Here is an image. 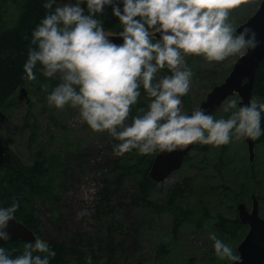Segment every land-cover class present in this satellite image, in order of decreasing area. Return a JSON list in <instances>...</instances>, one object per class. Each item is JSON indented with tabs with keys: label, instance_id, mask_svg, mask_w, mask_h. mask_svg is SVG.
I'll list each match as a JSON object with an SVG mask.
<instances>
[{
	"label": "clouds",
	"instance_id": "clouds-1",
	"mask_svg": "<svg viewBox=\"0 0 264 264\" xmlns=\"http://www.w3.org/2000/svg\"><path fill=\"white\" fill-rule=\"evenodd\" d=\"M245 2L250 0H45L43 7L50 11L31 33L24 78L35 81L39 66L45 78L58 79L47 96L49 105L78 109L80 121L92 132H107L118 142L113 149L117 157L133 150L148 156L192 144L219 147L233 138L259 139L264 103L255 99L240 105L231 100L225 108L230 114L218 119L202 109L187 115L181 107L193 76L186 57L219 63L258 46L255 32H238L229 19ZM106 7L119 21L121 44L96 18ZM165 70L170 74L160 75ZM141 90L149 102L129 122ZM19 206L17 200L0 207V241L10 239L8 224ZM209 239L217 258L239 264L241 257L232 247L215 233ZM55 256L39 238L23 243L15 256L0 245V264H50ZM87 264H92L90 257Z\"/></svg>",
	"mask_w": 264,
	"mask_h": 264
},
{
	"label": "rangeland",
	"instance_id": "rangeland-1",
	"mask_svg": "<svg viewBox=\"0 0 264 264\" xmlns=\"http://www.w3.org/2000/svg\"><path fill=\"white\" fill-rule=\"evenodd\" d=\"M260 1L250 0V2L242 3L240 7L231 12L229 19L235 29L256 11ZM60 2L62 0H58V3ZM55 6H53V10ZM82 7L86 6L82 5ZM96 18L104 22L107 19L111 20V14H107L105 8L104 13ZM238 57L239 55L229 57L219 63H209L203 57L198 56L186 57V64L193 76L185 102L183 97L181 98L182 110L188 112L197 108L209 90L225 79L233 62ZM169 74L166 70L160 73V75ZM41 76L48 83L47 90L40 89L39 83L32 81L33 85H30L28 89L24 88L28 95L26 97L28 102L24 99L21 101V105L11 106L10 109H6L0 114L1 143L12 150L24 164H31L34 150L38 144L55 139L53 146H56L62 137L69 134L72 143L80 142L81 146L86 148V153L90 155L92 161V167L85 169L83 173H77L76 176H73L70 184L66 185L64 189H59V200L51 212L42 210V225L39 235L43 240L50 241L58 238L67 242L73 237L88 240L93 245L94 252L91 253L87 247L84 250L86 255L91 258L92 264L230 263L228 260L216 257L213 248L214 242L209 239V235L215 233V229L211 226L214 225L221 213L224 216H236L238 202L234 195H238L248 209L251 208V195H254L259 203V214L264 218V145H255L254 159L250 162L245 139L237 141L233 138L229 144L219 147L196 144L189 154L188 161L180 170L172 173L161 183L151 181L154 185H152L147 199L158 205L163 204L169 189L175 185H181L186 178H193L194 183L200 185L199 187L209 183L214 186L226 187L228 191L223 190L225 197H221L219 194V201L211 199L213 201L211 219L202 230L196 228L192 223H183L174 234L172 218L168 213H152L142 204L135 208L126 205V211L120 209L114 212V216L102 214V218H100L99 213L94 216L97 204L96 195L103 185L102 181L107 178L105 176L107 171L105 174H100L96 171V168H100L96 163L113 157L114 154L110 152V148L117 141L107 132H92L86 124L80 121L78 109L71 106L56 109L50 106L47 96L59 81L55 78H45L42 71ZM49 81L53 85H50ZM15 95V99L21 96L19 91ZM233 99L237 101V104L240 101L237 95L228 98L213 117L227 118L230 112H226L225 108ZM139 101L146 105L149 102L143 96ZM134 154L145 158L150 156H142L137 150ZM250 167H253L252 171ZM141 180L142 176L137 170L133 179L127 180L124 186L134 190V185ZM133 190L131 189V191ZM182 206L187 207V201H184ZM81 212H84L85 215L77 218ZM51 221L56 223L55 226L51 224ZM117 221L122 223L124 233L129 236L131 244L130 241H126L124 248L119 249L113 255L112 261L109 262L108 253L102 250L97 251L96 247L100 243V239L101 242L107 241L109 235L107 227ZM131 224L134 226L130 229ZM128 230H134V232ZM114 236L116 241L123 239L122 235L115 234ZM241 239L224 237L221 240L232 247L234 252H237V246ZM160 247L166 249H160ZM68 263L75 264L74 259L69 258Z\"/></svg>",
	"mask_w": 264,
	"mask_h": 264
},
{
	"label": "trees",
	"instance_id": "trees-1",
	"mask_svg": "<svg viewBox=\"0 0 264 264\" xmlns=\"http://www.w3.org/2000/svg\"><path fill=\"white\" fill-rule=\"evenodd\" d=\"M44 3L45 0H0V114L16 105L14 98L16 92L21 88L28 89L30 85L34 84L24 78L23 65L27 60L32 31L50 11L43 7ZM106 11L107 14H111V20L107 19L103 22L105 30L113 34L119 33L122 29L119 21L112 16V8L106 7ZM34 71L37 77L35 81L39 83V88L44 90L43 86L48 83L41 78L42 69L37 66ZM49 83L53 85L50 81ZM141 92V96L146 98L142 90ZM252 94L253 99L264 103V60L255 72ZM186 98L187 96L183 97L184 102ZM146 107V104L139 101L137 105L133 106L129 121L132 117L140 114L138 109H146ZM261 127L264 129V117L261 120ZM69 136L66 134L62 137L56 146H53L55 139L38 144L34 150L31 164H24L12 150L3 146L0 141V207H8L18 200L20 206L14 219L33 231L36 238L39 239H42L39 235L42 225V210L51 212L59 200V189H64L66 185L70 184L73 176H76L77 173H83L85 169L92 167V161L90 155L86 153V148L81 146L80 142L72 143ZM254 141L255 145H264V135ZM117 143H113L110 148V152L113 154ZM135 151L120 157L113 155V157L96 163L100 166V168H96V171L100 174H105L107 171L109 177L105 175L107 178L102 181L103 185L97 192L94 216L98 213L100 218H102V214L114 216L115 211L120 209L126 211V205L135 208L142 204L152 213H168L172 218L174 234L183 223H192L196 228L202 230L211 219L213 210H211L213 207L211 199L218 200L219 194L221 197H225L224 191H228V189L214 186L212 183L199 187L194 183L193 178H186L181 185H175L168 190L163 204H153L147 198L152 185H154L149 178V170L156 153L145 158L134 154ZM188 159L189 155L184 163ZM250 169L252 171L253 167ZM137 170H139L142 180L134 185V190L125 187L126 181L133 179ZM234 196L238 203L242 201L238 195ZM127 200L128 203H126ZM184 201H187V207L182 206ZM51 224L55 226L56 223L51 221ZM132 226L134 224H131L129 228L131 229ZM211 227L215 229L213 230L220 239L224 237L241 239L246 231L237 216H224L222 213ZM107 232L109 233L107 241L101 242L100 239L96 250L108 253L110 262L113 255L119 249H123L126 241H130V238L125 235L120 221L107 227ZM130 232H134V230ZM114 233L122 235L123 239L116 241ZM44 241L48 243L51 250L56 252V256L51 259L50 264H69V258L74 259L75 264H87L89 257L86 255L85 247L91 253L94 252L93 245L80 237H73L67 242L58 238ZM23 243L25 242L15 241L0 245L15 256L22 252ZM160 249L166 248L160 247ZM159 253L161 254V252Z\"/></svg>",
	"mask_w": 264,
	"mask_h": 264
},
{
	"label": "water",
	"instance_id": "water-1",
	"mask_svg": "<svg viewBox=\"0 0 264 264\" xmlns=\"http://www.w3.org/2000/svg\"><path fill=\"white\" fill-rule=\"evenodd\" d=\"M244 28L250 29L256 34L258 46L254 50H249L243 57H238L232 65L231 70L225 79L213 86L194 110L202 109L206 113L214 116L221 105L230 97L237 95L240 99L238 105L248 104L253 100V84L255 72L264 60V0H261L256 11L236 30L242 31ZM159 38V34H156ZM110 39L121 44L122 40L114 35ZM20 101L28 102L24 89L20 90ZM185 112L191 115L194 111ZM250 162L254 159L255 141L245 138ZM195 144L187 146L184 150L172 153L157 152L153 158L149 178L155 183L163 182L172 173L181 169L185 158L194 149ZM251 208L246 204L236 205L237 218L247 231L237 246V253L241 257L239 264H263L264 263V218L259 214V203L254 195H251ZM7 231L10 235L8 241H0V244L15 241L34 242L36 235L24 224L14 219L8 224ZM232 264V262L228 263Z\"/></svg>",
	"mask_w": 264,
	"mask_h": 264
},
{
	"label": "flooded vegetation",
	"instance_id": "flooded-vegetation-1",
	"mask_svg": "<svg viewBox=\"0 0 264 264\" xmlns=\"http://www.w3.org/2000/svg\"><path fill=\"white\" fill-rule=\"evenodd\" d=\"M27 97H28V95H27ZM22 103H23V102H22ZM16 105H17V106L21 105V101H20L19 97L16 99Z\"/></svg>",
	"mask_w": 264,
	"mask_h": 264
},
{
	"label": "bare ground",
	"instance_id": "bare-ground-1",
	"mask_svg": "<svg viewBox=\"0 0 264 264\" xmlns=\"http://www.w3.org/2000/svg\"><path fill=\"white\" fill-rule=\"evenodd\" d=\"M22 89H24V88H22ZM21 90V89H20ZM20 90H19V92H20ZM27 96V95H26ZM196 186V185H195ZM200 186V185H199ZM198 189V188H197ZM196 190V189H195ZM198 194V193H197ZM197 196V195H196ZM33 232V231H32Z\"/></svg>",
	"mask_w": 264,
	"mask_h": 264
}]
</instances>
